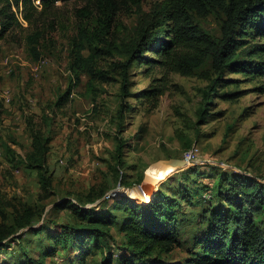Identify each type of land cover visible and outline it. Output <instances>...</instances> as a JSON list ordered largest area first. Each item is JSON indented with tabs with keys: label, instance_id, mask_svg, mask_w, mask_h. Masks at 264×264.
<instances>
[{
	"label": "rangeland",
	"instance_id": "374dc122",
	"mask_svg": "<svg viewBox=\"0 0 264 264\" xmlns=\"http://www.w3.org/2000/svg\"><path fill=\"white\" fill-rule=\"evenodd\" d=\"M83 6L58 4L42 23L58 21L56 29L35 44L14 6L17 30L0 40V238L11 234L0 263L101 264L108 257L120 264L130 248L117 202L154 189L150 199L177 200L180 246L153 255L186 264L201 253L197 240L209 212L239 201L233 183L248 194L264 187V79L227 69L214 88L210 58L192 76L142 63L139 56L161 59L157 44L140 45V31L152 41L168 38L167 27L152 21L155 11L169 10V0H144L116 15L109 30L99 16L78 18ZM220 14L212 0L205 17L195 16L206 33L221 37ZM190 149L194 162L148 183L150 169L185 160ZM111 192L119 198L107 199ZM22 213L31 216L26 227L17 220ZM110 219L114 225L105 224ZM95 229L98 244L78 259V241ZM63 230L80 236L76 244L57 246L52 234Z\"/></svg>",
	"mask_w": 264,
	"mask_h": 264
},
{
	"label": "trees",
	"instance_id": "16d2710c",
	"mask_svg": "<svg viewBox=\"0 0 264 264\" xmlns=\"http://www.w3.org/2000/svg\"><path fill=\"white\" fill-rule=\"evenodd\" d=\"M70 1L41 0V4L36 5L35 0H0V40L13 36L17 30L18 17L14 6L23 12L24 19L29 24L31 33L27 37L28 42L35 44L55 30L58 21L53 22L50 28L48 24L42 28V23L52 19L50 17L59 9L58 4ZM83 1L84 6L76 9L75 15L78 18L99 16L104 27L109 30L116 15L140 6L144 0ZM211 1L169 0V10L155 11L152 26H166L164 33H167L168 38L164 40L159 36L152 41L147 31L141 29L140 45L148 50L154 42L157 44L155 52L161 59L149 60L139 56V60L142 63H157L171 72L192 76L210 58L213 73L217 75V79L213 81L214 88L227 69L235 74L264 79V0H216L221 4L222 11L219 15L221 37L206 33L195 16L199 14L205 17ZM160 19L166 22L160 23ZM161 33L163 32L158 34ZM257 41L260 42L256 43ZM122 148L121 144L117 146L119 156ZM241 174L251 177L246 173ZM233 188L239 201L209 212V225L204 236L197 240L201 253L186 264H264V187L254 188L256 190L250 194L239 183H233ZM150 195L139 192L132 194L136 199L125 196L117 202V209L125 215L122 231L126 234L130 248L129 255L120 254V264H163L160 257L153 253H170L180 246L177 200L168 195L150 199ZM20 215L17 220L21 221V227L31 223L30 213ZM105 224L114 225L112 219ZM44 228L42 225L40 229H33H38L35 232L42 234ZM93 231L82 235L80 240V236L73 231L69 233L63 230L59 235L53 233L52 236L55 237L53 240L57 246L76 244L79 240L77 249L80 259L82 253L89 255L92 247L98 244L94 237L97 229ZM10 235L1 236L0 251L6 249L4 241ZM101 264H112V260L104 258Z\"/></svg>",
	"mask_w": 264,
	"mask_h": 264
},
{
	"label": "bare ground",
	"instance_id": "6f19581e",
	"mask_svg": "<svg viewBox=\"0 0 264 264\" xmlns=\"http://www.w3.org/2000/svg\"><path fill=\"white\" fill-rule=\"evenodd\" d=\"M173 168L170 167H160L159 165L153 167L152 169H150L149 173H148V183L150 185H154L157 183V181H159V179H161L163 176H165L167 174L168 171L172 170ZM148 184V185H149Z\"/></svg>",
	"mask_w": 264,
	"mask_h": 264
},
{
	"label": "water",
	"instance_id": "95a60500",
	"mask_svg": "<svg viewBox=\"0 0 264 264\" xmlns=\"http://www.w3.org/2000/svg\"><path fill=\"white\" fill-rule=\"evenodd\" d=\"M186 162V160H179V159H171V160H168V161H162L160 162L159 166L161 167H170V168H173V169H178V168H181V167H184V166H187V164L184 165V163ZM146 183L144 184V187H145ZM146 188V187H145ZM147 189V188H146ZM154 191V189H152L150 191V194Z\"/></svg>",
	"mask_w": 264,
	"mask_h": 264
},
{
	"label": "built area",
	"instance_id": "2783aa9c",
	"mask_svg": "<svg viewBox=\"0 0 264 264\" xmlns=\"http://www.w3.org/2000/svg\"><path fill=\"white\" fill-rule=\"evenodd\" d=\"M196 157V149H190L186 155H185V160L187 162V165L191 164L192 162H194ZM115 192H111L107 194V199H111L113 196H115Z\"/></svg>",
	"mask_w": 264,
	"mask_h": 264
},
{
	"label": "crops",
	"instance_id": "0c3cea01",
	"mask_svg": "<svg viewBox=\"0 0 264 264\" xmlns=\"http://www.w3.org/2000/svg\"><path fill=\"white\" fill-rule=\"evenodd\" d=\"M3 98L5 100L6 105L7 106H10L11 105V102L13 101L11 91L10 92L9 91H6V94H4V97ZM30 100H32V99L30 98ZM13 108H14V110H16L15 106H13Z\"/></svg>",
	"mask_w": 264,
	"mask_h": 264
}]
</instances>
